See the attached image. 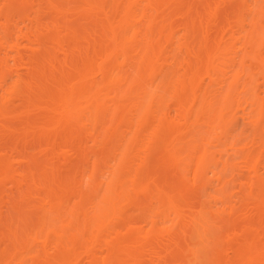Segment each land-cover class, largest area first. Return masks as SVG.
Here are the masks:
<instances>
[{
    "label": "bare ground",
    "instance_id": "1",
    "mask_svg": "<svg viewBox=\"0 0 264 264\" xmlns=\"http://www.w3.org/2000/svg\"><path fill=\"white\" fill-rule=\"evenodd\" d=\"M0 264H264V0H0Z\"/></svg>",
    "mask_w": 264,
    "mask_h": 264
}]
</instances>
